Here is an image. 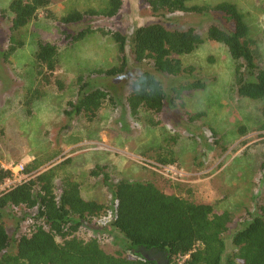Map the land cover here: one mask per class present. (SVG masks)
<instances>
[{
  "label": "rangeland",
  "instance_id": "rangeland-1",
  "mask_svg": "<svg viewBox=\"0 0 264 264\" xmlns=\"http://www.w3.org/2000/svg\"><path fill=\"white\" fill-rule=\"evenodd\" d=\"M11 1L0 0V162L48 159L41 167L46 169L70 159L65 169L80 182L83 196L110 205L113 193L104 175L111 182L152 181L168 194L211 203L216 212L230 211L234 215L227 234L230 244L232 233L258 203L264 202V100L238 95L235 61L224 44L206 39L207 28L214 19L185 12L157 14L148 0H122L114 16L103 14L109 0H54L25 29V46L6 58L13 18L7 9ZM221 1L225 0H192L189 4L214 5ZM228 1L244 12L251 36L258 41L264 56V0ZM74 9H93L99 14L72 25L58 19ZM50 12L54 17L49 16ZM156 21H164L173 29L194 27L202 33L205 41L180 58L185 66L195 67L194 77L202 78L206 87L183 92L178 105H167L160 113L141 109L137 118L127 103L130 84L141 70H154L148 61L132 62L119 76H89L94 87L106 89L109 98H113V102H104L92 121L84 114L67 116L68 102L78 99V76L85 74L88 78L89 71L109 69L120 61L117 43L111 35L98 31L73 42L66 34L89 25L120 31L130 38L137 27ZM41 39L58 45L57 74L67 81V88L58 91L47 87L43 98L36 101L32 115H28L23 100L27 88L36 84L34 55ZM156 74L168 89L194 78L187 74L175 78ZM198 113L201 117L190 119V115ZM152 120L160 123L152 125ZM167 135L179 136L174 145L178 161L173 165L175 173L170 175L153 164L156 150ZM96 165L103 168L93 175L91 171ZM7 212L5 222L11 235L18 238L29 233L32 219L25 207ZM109 215L98 219L97 224L109 222ZM78 235L98 237L109 253L123 251L126 246L120 234L110 228L82 227Z\"/></svg>",
  "mask_w": 264,
  "mask_h": 264
},
{
  "label": "trees",
  "instance_id": "trees-1",
  "mask_svg": "<svg viewBox=\"0 0 264 264\" xmlns=\"http://www.w3.org/2000/svg\"><path fill=\"white\" fill-rule=\"evenodd\" d=\"M148 1L157 14L185 12L214 19L207 28L206 39L227 47L236 63L238 95L264 100L263 52L251 36L246 16L236 3L225 0L214 5H190L192 0ZM53 2L11 1L7 9L13 18L6 58L25 46V29L41 9H48ZM121 6L122 0H109L103 14L114 16ZM95 14L99 12L74 9L58 19L65 25H72ZM49 16L54 17L51 12ZM98 31L113 37L120 64L109 69H93L88 72V78L85 74L79 75L76 81L78 99L68 102L67 116L84 114L92 121L104 102L107 99L113 102V98H109L106 89L94 87L89 76H119L132 62L143 64L148 61L154 70H141L130 84L127 103L136 117L141 109L160 113L167 105H178L183 92L206 87L202 78L194 77L195 67L185 66L180 58L194 52L205 41L196 28L173 29L164 21H156L137 27L130 38L120 31L95 29L89 25L66 35L78 42ZM34 57L36 84L27 88L23 100L28 115H32L36 101L43 98L47 87H55L58 91L67 88V81L57 74L60 53L56 43L39 40ZM156 72L166 78L186 74L194 78L168 89ZM199 117L201 113L190 115L192 120ZM159 123V120H152L151 124ZM178 139V135L163 138L156 150L157 163L176 165L178 157L174 145ZM69 160L41 169L48 159H32L27 163L26 171L33 173V177L0 195V264H157V260L150 257L158 253L163 254L167 264H264V202L258 203L249 213L248 219L232 233L228 244L227 234L234 218L230 211L216 212L211 203L168 194L152 181L121 179L111 182L107 175H104V181L113 193V204L89 200L83 196L80 182L65 169ZM102 168L96 165L91 174L98 175ZM10 176L11 171L0 162V183ZM19 207L29 211L27 214L32 223L29 233L15 238L7 228L5 216L8 209ZM109 213L112 214L109 222L97 224L99 218ZM82 227L110 228L120 234L126 246L123 251L109 253L98 237H80L78 232ZM12 246L15 250H11ZM186 255L189 257L181 261Z\"/></svg>",
  "mask_w": 264,
  "mask_h": 264
},
{
  "label": "built area",
  "instance_id": "built-area-1",
  "mask_svg": "<svg viewBox=\"0 0 264 264\" xmlns=\"http://www.w3.org/2000/svg\"><path fill=\"white\" fill-rule=\"evenodd\" d=\"M27 163L28 162L21 160V161H10L7 164H2V166L5 169L11 171V176L7 178L4 182L0 183V195L8 191L10 188L22 184L23 182L28 181L33 177L32 175L33 173H29L26 171ZM153 164L156 168L163 170L167 175L175 173V167L173 165H162L157 162H154ZM109 217L111 218V215H109ZM187 257H189V255L183 257L181 261L185 260Z\"/></svg>",
  "mask_w": 264,
  "mask_h": 264
},
{
  "label": "flooded vegetation",
  "instance_id": "flooded-vegetation-1",
  "mask_svg": "<svg viewBox=\"0 0 264 264\" xmlns=\"http://www.w3.org/2000/svg\"><path fill=\"white\" fill-rule=\"evenodd\" d=\"M158 256V257H156ZM154 258L157 260V264H167V260H164L163 254L158 253L154 255Z\"/></svg>",
  "mask_w": 264,
  "mask_h": 264
}]
</instances>
